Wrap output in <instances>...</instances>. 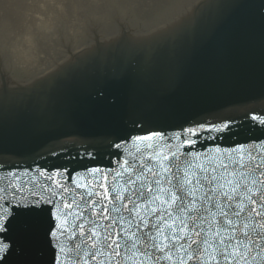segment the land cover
Segmentation results:
<instances>
[{"label": "water", "instance_id": "water-1", "mask_svg": "<svg viewBox=\"0 0 264 264\" xmlns=\"http://www.w3.org/2000/svg\"><path fill=\"white\" fill-rule=\"evenodd\" d=\"M186 12L183 8V13ZM63 69L56 77L39 80L23 91L0 92V204L11 208L13 213L7 230L0 233V242L10 246L6 253L0 254V264H56L57 256L64 264L76 261L97 264L98 260L104 264H116V260L132 264L125 258L130 253L123 247L116 260H110L109 249L100 244L97 247L106 255L96 260L92 259L96 249L84 244L76 248L81 239L78 231L81 223L85 230L92 227L87 220L103 225L112 223L111 219L94 216L92 208H86L89 202L99 205L95 209L97 213L105 205L111 209L109 200L116 195L112 189L135 190L141 183L152 181L154 178L146 169L160 171L159 159L164 155L169 157L165 164L183 169L189 162L203 164L218 158L222 155L219 146L238 149L223 153L235 161H239L241 151L247 157L248 151L245 147L241 149L243 144L264 146V125L251 123L264 119V0H209L163 38L102 46L91 57L77 58ZM215 123H228L229 128H237L233 141L228 134H223L222 141L203 140L191 150L187 145L190 138L183 132L209 129ZM153 133L161 135L149 140L136 139ZM212 144L219 146L212 149L214 146H209ZM172 153H177L178 158ZM194 156L199 159L194 160ZM255 159L249 161L255 164ZM130 179L136 181L135 186L128 184ZM254 179L264 178L259 174ZM252 180L241 183L251 185ZM56 183L61 187L56 188ZM77 183L86 187L78 188ZM48 188L56 191L57 196L46 191ZM105 189L110 193L109 200L97 195ZM89 191L93 195L89 196ZM128 194L124 192L125 196ZM198 195H203L202 191ZM217 198L222 205L226 203L215 195L206 206L197 205L199 213L190 214L202 218L195 221L198 226L195 231L202 233L200 237L194 235L193 221L184 217L189 225L188 236L200 241L189 252L199 250L200 260L187 261V255L177 251L181 244L187 247L190 241L186 238L170 250L171 261H157L155 258L163 253L152 249L151 241L147 249L137 245L140 251L152 253L150 264H179L180 259L187 264H201V261L225 264L219 255L223 246L211 235L218 229L221 235L233 237L231 243L239 239L248 244L252 249L247 256L249 264H264L261 259L264 231L256 227L261 218L253 215V224L248 222L249 227L243 229L248 232L245 237L238 227L246 218L233 216L225 208L229 210L235 231L229 228L223 232L229 226L214 207ZM133 200L142 203L135 196ZM64 203L72 207L64 209ZM122 203L127 200L115 201L116 206ZM57 204L65 213H72L67 217L69 231L59 239L51 235L53 230L60 231L57 228L60 221L52 216ZM81 211L83 216L76 219ZM210 213L217 215L213 217ZM109 215L129 218L125 211ZM148 219L155 222L154 217ZM139 223L133 220L132 230L139 232L135 227ZM121 226L117 220L111 229L113 234ZM97 230L104 233L103 228ZM143 231L155 235L151 228ZM72 232L76 236L68 240ZM205 238L218 250L217 260L208 257L213 248L203 251ZM119 239L125 243L123 234ZM61 246L67 259L59 252ZM240 250H245L243 245ZM240 264L245 262L241 260Z\"/></svg>", "mask_w": 264, "mask_h": 264}, {"label": "snow or ice", "instance_id": "snow-or-ice-1", "mask_svg": "<svg viewBox=\"0 0 264 264\" xmlns=\"http://www.w3.org/2000/svg\"><path fill=\"white\" fill-rule=\"evenodd\" d=\"M253 120L256 117H252ZM259 123L264 125V119H260ZM227 127V125H225ZM217 131H221L222 129H216ZM191 132L192 129H189ZM160 133H153L152 136L149 137H137L138 140H149L152 137H160ZM191 143H194L192 141ZM243 146H241L242 149ZM173 157H177V153H172ZM178 158V157H177ZM169 157L167 155L161 156L159 159L160 171H156L152 168L146 169L147 172H150L153 176V180L148 183H141L138 189L129 190L126 188H121V190L117 191L116 189H112L116 195L109 200V191L105 189L103 193H97L103 200H109V203L113 205L111 209H109L106 205L101 208L99 213L96 212V207L99 205L96 202H89L86 205V208H92V212L94 216H99L103 220L111 219L112 223L108 225L97 224L92 220H87V223L91 224L92 227H89L85 230L84 224L81 223L78 226L80 242L76 244V248L80 247V244H84L86 247L91 249H96L95 252L92 253V259L96 260L97 257H103L106 255L104 251L97 247L98 244L102 246H106L109 249V259L116 260L117 257L121 256V252L119 251L122 247L126 249L127 253L130 255H126L125 258L132 261V264H150L153 256L149 251H140V248L137 245H140L141 248L147 249L149 248V241H151L150 247L154 249L156 252L163 253V256L156 257L157 261L163 259L167 261L172 260L171 249L175 248L176 244L189 239V243L187 247L181 244L180 248L177 251H183L187 255V261L191 260H200L201 255L199 250L189 252L192 249L194 244L200 243V241L196 239H191L188 236L186 229H188L189 225L185 222L184 217L187 216V219L193 221V231L196 237L201 236V231H195V221L197 219H202L199 215L191 216L190 214L193 212L199 213L200 209L197 208V193L201 191V189H205L204 199H207L209 202L213 201L211 193L217 191V189H223L225 185L228 186V191H224L221 193L222 196L226 198V203L223 205L219 202L218 198L214 203V207L219 210L218 214L224 217V223L229 227L223 228V232H228L229 228H232L235 231V228L232 224V220L229 219V212L225 211V208L231 210V215L239 217L241 213L245 211L246 204H251L253 207L250 209V215L254 214L256 217H260L261 219L257 221L256 227H258L261 231H264V179H253L251 185L247 183H241L244 179V174L241 173L240 180H232L226 179L224 183H219L221 177H217L214 174H208V169L203 165H197L193 163H188L187 166L181 169L178 165L170 166L164 163L167 161ZM193 159H199L198 156H194ZM231 160V157H229ZM254 157H249V160L254 162ZM127 163V161H125ZM232 163H239L241 168L247 167L244 163L243 155L240 156L239 161L232 160ZM123 167V165L121 166ZM173 167L176 168V171L173 172ZM220 167L227 172L228 164L221 162ZM257 168L260 165L256 166ZM198 169L200 173H204V175H198ZM128 169H125L127 171ZM254 168H249V171H255ZM93 172L98 171L96 169L92 170ZM215 168L212 169V172L215 173ZM182 173V174H181ZM43 176V172H41ZM119 175V173H118ZM143 175V173H141ZM231 175V174H230ZM261 176L264 177V172H261ZM49 180L52 179V176L48 177ZM140 179V176H137V180ZM162 181H166L165 184ZM129 185H136L135 180H129ZM205 184L213 185L212 187L205 188ZM155 185V187H153ZM78 188L86 187L85 185H81L77 183ZM61 185L56 183V188H60ZM46 191L51 192L53 197L57 196V192L51 188L46 189ZM64 191H68V189H64ZM129 192L127 196L124 195V192ZM88 195L91 196L93 193L91 191L88 192ZM133 196H135L138 200H141L142 203H136V200H133ZM258 197V200L256 199ZM191 198V199H189ZM2 199V198H0ZM127 203H122L120 206H116L115 201H125ZM235 201V205L232 202ZM48 203H53L52 200H48ZM75 203V201H73ZM129 204L132 207H129ZM38 206V205H37ZM72 207L69 203H64V209H70ZM122 211L129 213V218L126 220L123 215H119L118 217H112L109 215L110 212L121 213ZM204 211H208L204 209ZM12 209L9 207L0 204V233L5 232L7 230V224L9 222V218L12 216ZM71 212L65 213L60 205H56V210L52 212V216L54 219L60 221L57 225V228L60 229L59 232L53 230L51 235L59 239V236L63 235L65 232H68L69 229L66 226L68 224V215H71ZM213 217L217 215V213H210ZM83 216V212H79L76 214V219H79ZM149 217H154L155 222L148 219ZM117 220H119L120 231L113 234L111 229L113 225L117 224ZM133 220H139L140 223L135 227L139 230H132L133 228ZM179 222V223H178ZM141 225L143 227H141ZM249 227L248 224H244V229ZM98 228H103L104 233L102 234L98 231ZM143 228H151L155 235H150L148 232H144ZM256 228H253L255 231ZM245 237L248 236V232L241 230ZM90 233V235L88 234ZM179 233V235H177ZM123 234L125 243L122 244L120 242L119 237ZM211 235L215 238H218V242L223 246V251H219V255H221L225 261V264H240V261L243 260L245 264H249L247 259L248 254L252 251L251 248L248 247V244L242 240L237 239L236 243H231L233 237L223 236L221 235V231L218 229L215 233H211ZM76 236V232H72L67 239L72 240ZM143 237V240L141 239ZM162 237L159 242H156L158 238ZM164 241H169V243H164ZM228 241V243H226ZM91 242V243H89ZM130 242V243H129ZM205 245L203 249L204 252H207L209 248H213V252L208 253V257L210 260H217V251L212 242H210L207 238H205L202 242ZM241 245H243L244 251H241ZM9 244L0 242V254H4L9 250ZM230 249V251H229ZM70 251V250H69ZM59 252L64 253L66 259L67 253L65 252L64 247H59ZM261 252H264V248H261ZM87 254V253H86ZM145 257V260H140L139 257ZM252 259H256V257H252ZM261 259L264 260V256H261ZM187 261L180 259L179 264H187ZM56 264H64V261L60 259L59 256L56 257ZM74 264H79V261L74 262ZM84 264H88L87 261H84ZM97 264H104L103 260H98ZM116 264H123L122 260H116ZM201 264H204L201 261ZM217 264L219 262L217 261Z\"/></svg>", "mask_w": 264, "mask_h": 264}, {"label": "bare ground", "instance_id": "bare-ground-1", "mask_svg": "<svg viewBox=\"0 0 264 264\" xmlns=\"http://www.w3.org/2000/svg\"><path fill=\"white\" fill-rule=\"evenodd\" d=\"M84 1L85 0H26L24 4L23 2L17 4L21 10L25 11V16L24 13L18 11L15 12V10L11 9L12 5L10 3H0V9L7 10V14L4 16L6 17L5 19L11 21V24H2L0 29L1 31L8 33V41H10L11 36H13L11 40L13 46H11L10 52L12 55H14L15 60L23 64L35 63V61L32 59L36 52L38 53L44 51L45 53H51V49L58 39V34L60 35L58 32L59 30L56 27L61 25L62 22H65L64 20L69 17L71 18V24H69L68 27L61 26L62 31L60 32H67L70 35H74L77 39L74 41V44L76 41H83V35L79 37L77 34L79 27H73L72 24L75 21L78 25L75 16H78L77 13L80 10L79 6L86 7V3ZM90 1L92 0H89V2ZM195 1L196 0H169L172 6L168 7V9L177 8L176 11L178 12V9H181L183 3H186L185 7H187ZM108 2H116L120 7L127 8L128 5H132L133 3L136 4L137 0H108ZM107 4L108 3L104 4L103 6H106ZM185 7L183 6V8ZM121 10L123 11L125 9L120 8L118 10L121 13L120 14L117 12L119 18L124 12ZM165 11L166 10L161 13H164ZM138 12L139 10L137 9L132 10L131 19L135 20V17L138 16ZM103 16L108 18L107 13L105 15H99V17ZM150 21L151 20H146L142 21V23L147 24ZM80 29L82 34H84V37L88 36L86 35L84 29L81 27ZM112 30L113 29H111L110 25H107L103 26L101 31L108 34ZM4 37L5 35H1L0 40H2ZM41 42L45 43L44 48ZM41 62L42 60L35 63V66L37 67L36 70L40 69L39 65H46L49 63V60L45 62L43 61L42 63Z\"/></svg>", "mask_w": 264, "mask_h": 264}, {"label": "rangeland", "instance_id": "rangeland-1", "mask_svg": "<svg viewBox=\"0 0 264 264\" xmlns=\"http://www.w3.org/2000/svg\"><path fill=\"white\" fill-rule=\"evenodd\" d=\"M18 1H21V0H11L10 3H15V2H18ZM143 1V0H142ZM158 5V4H157ZM17 7V5H16ZM107 10H108V13L109 14H112L113 11L117 10V8H115V6H108L107 7ZM85 19H86V16H85ZM91 20V18H89ZM6 66V65H5Z\"/></svg>", "mask_w": 264, "mask_h": 264}]
</instances>
